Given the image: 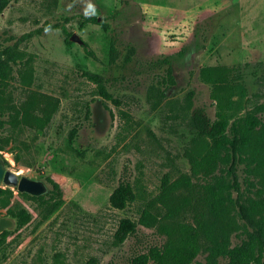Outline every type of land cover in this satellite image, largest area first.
I'll list each match as a JSON object with an SVG mask.
<instances>
[{"label":"rangeland","instance_id":"374dc122","mask_svg":"<svg viewBox=\"0 0 264 264\" xmlns=\"http://www.w3.org/2000/svg\"><path fill=\"white\" fill-rule=\"evenodd\" d=\"M209 64L237 66L245 109L264 119V0H5L0 156L48 190L50 177L61 195L45 214L40 201L0 183L14 194L0 217L15 221L1 231L0 264H130L160 244L155 226L137 223L121 242L114 233L120 218L136 221L143 208L161 214V178L188 172L186 151L205 143L194 112L214 119L210 85L198 75ZM86 72L101 77L111 98H102ZM34 94L58 100L44 128L11 117ZM121 180L136 198L116 208L109 195ZM19 206L30 214L21 226L6 210ZM231 241H238L234 233Z\"/></svg>","mask_w":264,"mask_h":264},{"label":"trees","instance_id":"16d2710c","mask_svg":"<svg viewBox=\"0 0 264 264\" xmlns=\"http://www.w3.org/2000/svg\"><path fill=\"white\" fill-rule=\"evenodd\" d=\"M4 1L0 0V6ZM87 19L98 21L96 16ZM62 30L69 34L64 25ZM6 74V68L0 67V83ZM85 75L98 83L102 98H111L98 74ZM198 75L210 85L214 119L204 121L200 110L194 112L206 141L186 151L188 172L175 179L167 174L161 178L156 196L161 214L143 208L136 221L120 218L114 233L118 242L135 233L137 223L155 226L164 235L160 244L134 254L130 264H264V119L255 109H245L247 90L237 66L202 65ZM27 103L30 107L11 117L30 127L44 128L58 108V100L47 94L30 95ZM75 131L70 129L69 139ZM46 179L51 183L47 193L17 194L40 201L48 214L59 203L61 192L57 182ZM13 196L9 187L0 186V205L5 207L3 202ZM135 198L130 182L121 180L110 193L109 203L123 208ZM6 210L17 218V226L30 219L22 206ZM232 233L238 237L235 243ZM3 240L1 232L0 255L5 251ZM199 253L204 254L203 261L196 259Z\"/></svg>","mask_w":264,"mask_h":264},{"label":"water","instance_id":"95a60500","mask_svg":"<svg viewBox=\"0 0 264 264\" xmlns=\"http://www.w3.org/2000/svg\"><path fill=\"white\" fill-rule=\"evenodd\" d=\"M0 183L6 186H13L19 192H26L30 195H41L47 192L48 187L42 179L31 178L26 175H19L14 170L5 166L4 158L0 156ZM15 224L12 217H0V232Z\"/></svg>","mask_w":264,"mask_h":264},{"label":"clouds","instance_id":"9594fccd","mask_svg":"<svg viewBox=\"0 0 264 264\" xmlns=\"http://www.w3.org/2000/svg\"><path fill=\"white\" fill-rule=\"evenodd\" d=\"M89 7H91V5H89Z\"/></svg>","mask_w":264,"mask_h":264}]
</instances>
